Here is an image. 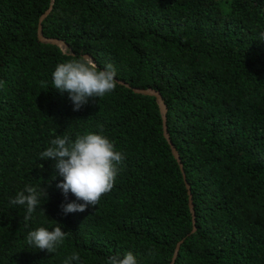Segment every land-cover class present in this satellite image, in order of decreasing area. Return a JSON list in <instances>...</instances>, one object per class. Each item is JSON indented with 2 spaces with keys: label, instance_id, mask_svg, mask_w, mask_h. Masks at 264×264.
<instances>
[{
  "label": "trees",
  "instance_id": "1",
  "mask_svg": "<svg viewBox=\"0 0 264 264\" xmlns=\"http://www.w3.org/2000/svg\"><path fill=\"white\" fill-rule=\"evenodd\" d=\"M50 7L42 33L66 52L39 39ZM83 55L111 63L118 84L74 111L52 73ZM132 88L161 93L184 172L156 97ZM101 129L126 156L115 186L65 215L76 198L40 153ZM26 186L47 191L27 222L10 203ZM57 223L69 233L57 252L26 243ZM178 247L174 264H264V0H0V264H63L73 252L106 264L129 251L171 264Z\"/></svg>",
  "mask_w": 264,
  "mask_h": 264
},
{
  "label": "clouds",
  "instance_id": "2",
  "mask_svg": "<svg viewBox=\"0 0 264 264\" xmlns=\"http://www.w3.org/2000/svg\"><path fill=\"white\" fill-rule=\"evenodd\" d=\"M116 76L117 72L111 63L101 69L95 59L83 55L59 63L52 73V83L53 89L67 92L73 110L80 111L90 99L95 101L114 92L118 84ZM40 157L42 160L55 161L56 177H62L56 187L66 198L69 193L76 198L61 205L65 215L82 213L89 207L95 208L101 198L113 190L120 167L126 159L123 152L116 150L114 142L103 134V129L99 133L77 135L74 139L69 135L57 136L51 141V146L40 153ZM45 196V188L38 191L36 187L26 186L10 203L25 206L24 220L27 222L33 218L40 198ZM62 229L63 225L59 223L52 230L39 227L27 234L26 243L33 249L55 253L69 235ZM73 262L81 264L78 252H73L63 264ZM106 264H138V260L129 251L122 258L119 255L108 257Z\"/></svg>",
  "mask_w": 264,
  "mask_h": 264
},
{
  "label": "water",
  "instance_id": "3",
  "mask_svg": "<svg viewBox=\"0 0 264 264\" xmlns=\"http://www.w3.org/2000/svg\"><path fill=\"white\" fill-rule=\"evenodd\" d=\"M54 2V0H53ZM52 7H50V9L47 11L46 14H44L40 20V25H39V31H38V36H39V39L42 41V42H47V43H51V44H55V45H58L62 51L66 52L67 51V44L63 41V40H60V39H57V38H48V37H45L42 33V21L45 19V17L48 15V13L50 12ZM122 83V82H121ZM128 87H130L129 85H127ZM134 90L135 93H139V94H144V95H149V96H154L156 97L157 101H158V104H159V107H160V110H161V113H162V116H163V122H164V135H165V138L166 140L168 141L170 147H171V150H172V153L174 155V157L176 158V160L178 161L182 171L184 172V166L181 162V158H180V155H179V152L176 148V146L173 144L171 138H170V135L168 133V127H167V106L165 104V101L161 95V93L155 89H152V88H149V89H141V88H132ZM186 186H187V189H188V193L190 195V208H191V212H192V215H193V218H195V213H194V207H193V201H192V195H191V190H190V186L189 184L186 182ZM195 230V228H194ZM178 251H179V247L177 248V251H176V254L174 255L173 257V261L171 264H174L175 261H176V258H177V255H178Z\"/></svg>",
  "mask_w": 264,
  "mask_h": 264
}]
</instances>
